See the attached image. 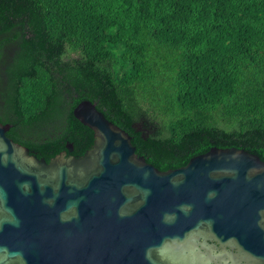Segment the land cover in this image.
<instances>
[{"label":"trees","instance_id":"16d2710c","mask_svg":"<svg viewBox=\"0 0 264 264\" xmlns=\"http://www.w3.org/2000/svg\"><path fill=\"white\" fill-rule=\"evenodd\" d=\"M84 99L159 170L211 147L264 161V0H0L6 135L82 155Z\"/></svg>","mask_w":264,"mask_h":264},{"label":"water","instance_id":"95a60500","mask_svg":"<svg viewBox=\"0 0 264 264\" xmlns=\"http://www.w3.org/2000/svg\"><path fill=\"white\" fill-rule=\"evenodd\" d=\"M72 113L92 145L48 161L0 121V264H264L259 156L211 147L162 171L94 102Z\"/></svg>","mask_w":264,"mask_h":264},{"label":"flooded vegetation","instance_id":"af4514ba","mask_svg":"<svg viewBox=\"0 0 264 264\" xmlns=\"http://www.w3.org/2000/svg\"><path fill=\"white\" fill-rule=\"evenodd\" d=\"M2 107H3V102H2V100L0 101V112H1V109H2ZM11 127V125L9 126V128ZM12 139V138H11ZM13 140V139H12ZM14 141V140H13ZM67 144H71V143H67ZM72 145V144H71ZM28 148V147H27ZM64 150H66V147H65V149ZM64 150H61V151H64ZM60 151V152H61ZM73 151V145H72V149H71V151H67V155H74V154H72L71 152ZM29 152L31 153V151L29 150ZM31 154H33V155H35L34 153H31ZM36 156V155H35ZM75 156V155H74ZM80 156V155H79ZM37 157V156H36ZM39 158V157H38ZM40 158H42V157H40ZM48 161V160H47ZM207 243L208 244H213V245H215V250H214V252L213 253H216L218 250V247H219V245L215 242V241H207ZM220 248V247H219ZM226 249L229 251V250H231L229 247H226ZM232 251H234V250H232ZM226 259V258H225ZM212 264H215V262L213 261V262H211ZM228 263H229V261H228Z\"/></svg>","mask_w":264,"mask_h":264},{"label":"rangeland","instance_id":"374dc122","mask_svg":"<svg viewBox=\"0 0 264 264\" xmlns=\"http://www.w3.org/2000/svg\"><path fill=\"white\" fill-rule=\"evenodd\" d=\"M71 55L74 56L75 54L72 53ZM137 125L141 126V127H145L147 129H150V128H153L154 123H151V122L147 121L146 118H144V119H138Z\"/></svg>","mask_w":264,"mask_h":264}]
</instances>
